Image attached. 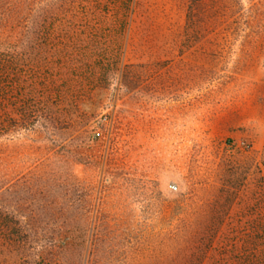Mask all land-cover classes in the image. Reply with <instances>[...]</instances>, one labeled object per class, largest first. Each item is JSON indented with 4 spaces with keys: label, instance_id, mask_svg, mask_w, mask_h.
<instances>
[{
    "label": "rangeland",
    "instance_id": "rangeland-1",
    "mask_svg": "<svg viewBox=\"0 0 264 264\" xmlns=\"http://www.w3.org/2000/svg\"><path fill=\"white\" fill-rule=\"evenodd\" d=\"M0 264H264V0H0Z\"/></svg>",
    "mask_w": 264,
    "mask_h": 264
}]
</instances>
